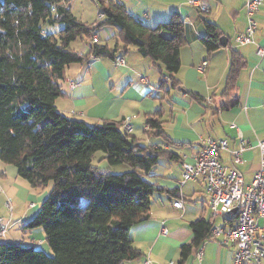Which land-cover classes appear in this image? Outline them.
Returning <instances> with one entry per match:
<instances>
[{
  "label": "trees",
  "instance_id": "16d2710c",
  "mask_svg": "<svg viewBox=\"0 0 264 264\" xmlns=\"http://www.w3.org/2000/svg\"><path fill=\"white\" fill-rule=\"evenodd\" d=\"M97 2L102 16L90 23L72 12V0H0V159L14 164L32 187L51 185L25 227H43L53 250L49 255L34 245L0 239V264H123L139 259L142 253L132 244L130 228L150 217L152 197L161 190L151 177L161 158H178L126 131L125 119L90 124L58 109L61 81L71 64L116 58L130 45L160 67L159 88L181 83L177 74L187 38L179 14L150 26L122 0ZM106 26L118 30L114 47L93 39ZM205 27L202 42L213 52L221 47L222 32L210 20ZM77 39L89 41L86 54L72 48ZM239 60L236 52L230 79L239 71ZM164 114L159 108L145 115V134L179 145L167 132ZM100 151L103 155L95 162ZM191 228L194 237L181 246V261L205 240L212 222L202 216Z\"/></svg>",
  "mask_w": 264,
  "mask_h": 264
},
{
  "label": "crops",
  "instance_id": "0c3cea01",
  "mask_svg": "<svg viewBox=\"0 0 264 264\" xmlns=\"http://www.w3.org/2000/svg\"><path fill=\"white\" fill-rule=\"evenodd\" d=\"M122 1L131 14L150 26L170 19L174 13L179 14L186 24L187 40L181 48L182 65L177 74L181 83L178 87L169 85L170 88L164 89L170 100L169 109L163 108L171 117L166 118L167 132L180 144L171 145L160 137L151 141L174 151L178 158L163 156L151 177L161 190L152 197L150 217L134 224L129 232L132 244L142 255L137 260L126 261L130 262L128 264H176L174 253L194 237L191 228L194 220L203 216L211 220L212 226L226 223L224 217L219 220L212 214L202 179H190L180 184L182 159L193 162L205 137L211 136L228 141V148L220 151V159L227 167L240 172L246 185L251 184L259 168L261 150L257 143L259 139L264 140V56L258 55L257 49L264 45V2L255 14L254 40L240 43L236 37L248 26L247 0H203L209 11L200 10L189 0ZM206 20L215 22L222 36L227 37V45L221 44L213 52H208L202 42ZM108 28L104 27L94 37L98 42L114 47L118 30ZM71 46L84 54L90 49L89 41L85 39L74 40ZM236 52L240 67L235 78L230 79ZM119 55L124 56L123 64L109 57H91L86 62L71 64L61 81L63 94L57 98L56 104L65 115L78 114L90 124L106 119H129L132 123L130 132L141 137L138 133L141 123L145 132V115L158 109L151 97L162 90L159 88L162 73L160 67L142 55L136 46L130 45ZM203 61L208 63L205 71L199 70ZM242 146L246 147L241 153L242 162L235 163L233 151ZM116 170L123 169L117 167ZM50 191V186L32 187L19 175L14 164L0 159V218L7 229L0 239L34 245L52 255L44 228L25 227L39 212ZM181 197L184 204L176 207L174 202ZM8 198L12 200L11 207L7 205ZM200 247L203 249L201 260L197 257ZM234 251L233 245L221 244L210 232L185 260L181 261L180 255L178 263L230 264ZM191 255L195 260L190 259Z\"/></svg>",
  "mask_w": 264,
  "mask_h": 264
},
{
  "label": "built area",
  "instance_id": "2783aa9c",
  "mask_svg": "<svg viewBox=\"0 0 264 264\" xmlns=\"http://www.w3.org/2000/svg\"><path fill=\"white\" fill-rule=\"evenodd\" d=\"M202 11H209L208 4L203 0H189ZM264 0H247L246 13L248 26L237 35L236 40L246 43L254 40L257 29L255 14ZM95 41L96 37L93 38ZM257 53L264 56V45H259ZM119 64L125 62L124 56L116 57ZM207 61H203L199 70L205 71ZM123 127L131 131L132 123L124 121ZM257 146L261 150L259 168L251 184L244 183L243 176L235 168L227 167L220 159V151L228 148V141L207 136L193 162L182 159L180 184L190 179H202L206 201L214 216H222L226 220L224 226L213 225L211 234L223 245L235 247L230 264H263L264 261V140L259 139ZM246 147L233 151L235 163L242 162L241 153ZM11 198L7 205L11 207ZM183 197L174 202L182 207ZM0 218V238L5 236L6 226ZM163 232H167L163 229ZM203 249H198L197 257L202 259ZM150 261H148L149 263ZM169 264H174L170 262Z\"/></svg>",
  "mask_w": 264,
  "mask_h": 264
},
{
  "label": "rangeland",
  "instance_id": "374dc122",
  "mask_svg": "<svg viewBox=\"0 0 264 264\" xmlns=\"http://www.w3.org/2000/svg\"><path fill=\"white\" fill-rule=\"evenodd\" d=\"M71 4H72V7H71L72 8V12L75 15H77L79 18H81L82 20L92 23V22H95L99 18V6H98L97 0H72V3ZM47 26L48 25H46L45 27L46 28H49ZM107 27H110L108 29H114V30L116 29L114 26H107ZM56 28H58V27H52V26L50 27L51 30H55ZM102 31H103V28L99 31V33H101ZM157 84H158V82H157ZM168 87H169V85L166 88H164V89L167 90ZM164 89L160 90V92H158V93H153L152 94V97L151 98L156 102V107H155L156 109L157 108L159 109L161 107L162 108H165L167 110L169 109L168 108L169 107V104L168 103H169V100L170 99H169V97H166V94H165V90ZM173 93H174V90H173ZM66 101H67V99H66ZM70 116L71 117H74L75 116L76 118H80L81 117L80 115L73 114V113H71ZM140 117H141V121H142L143 118H144V115L142 114ZM164 118L165 119L166 118L171 119L170 114L168 116V113L166 112L164 114ZM143 127H144V122H143ZM139 131H140V133H138V134H139V136H141L140 138H144L142 140L144 143H151V141H154L155 138L157 137L155 135L154 136H151V137H149L148 135H146L145 132H144V129H142V123H141V127L139 128ZM150 138H152V139H150ZM102 155H103V152L102 151L98 152L96 154V160H95V162H97V159L100 158ZM50 187H51V185H50ZM8 199H7V201H8ZM217 218L220 220V219H222V216H218ZM180 255H181V249L178 248L177 249V252H175L174 255H173V258H174V261H175L176 264H179L178 263V260L180 258ZM195 256H196V254H195ZM190 259L191 260H195V258L193 257V255L190 256ZM196 259H197V257H196ZM128 263H130V262H124L123 264H128Z\"/></svg>",
  "mask_w": 264,
  "mask_h": 264
},
{
  "label": "water",
  "instance_id": "95a60500",
  "mask_svg": "<svg viewBox=\"0 0 264 264\" xmlns=\"http://www.w3.org/2000/svg\"><path fill=\"white\" fill-rule=\"evenodd\" d=\"M220 43L222 44V45H227V37L226 36H222L221 38H220Z\"/></svg>",
  "mask_w": 264,
  "mask_h": 264
}]
</instances>
